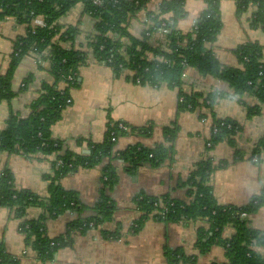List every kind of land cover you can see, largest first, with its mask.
Listing matches in <instances>:
<instances>
[{
    "label": "crops",
    "instance_id": "crops-1",
    "mask_svg": "<svg viewBox=\"0 0 264 264\" xmlns=\"http://www.w3.org/2000/svg\"><path fill=\"white\" fill-rule=\"evenodd\" d=\"M160 2L151 0L149 7L155 9ZM205 8V0H185L186 15L177 21L176 28L183 33L190 32ZM220 12L223 26L211 46L221 64L237 67L236 49L246 42L263 44L264 31L251 27L252 10L248 9L240 15L235 0H221ZM145 17L142 11L131 19L129 31L133 36L141 35L146 26ZM58 23L78 30L74 42L79 47L88 41L95 19L85 11V5L80 1L72 4L58 18ZM27 30L28 24L15 17L0 21V75L9 69L15 42ZM162 40V36L156 34L151 42L164 49L166 44H162ZM48 65L43 61L39 66L33 52L23 55L11 79L15 96L0 102V129L8 126L12 112L26 117L30 111L28 105L38 97L42 84L54 81ZM29 75L33 76V81L22 90L23 81ZM187 76L183 84L186 92L206 94L215 89L225 92L217 99L214 111L217 118H230L239 124L233 142L221 140L207 149L214 121L209 108L203 106L201 112L204 115L199 111H179L178 89L167 84H141L133 79L130 71L117 74L110 66L97 62L90 55L88 64L80 68L77 85L70 89V104L52 126V137L63 140L68 149L85 154L90 152V144L103 142L111 122L123 121L137 128L152 127L148 135L131 133L119 136L114 149L118 152L134 144L149 148L160 143L169 146L164 129L177 123L179 131L173 153L158 165L143 163L136 170H130L126 162L116 159L114 165L118 181L113 187L102 180V168L107 159L95 167H78L62 177L60 183L76 194L83 206L84 216L92 215L104 196L115 202L116 210L113 218L98 228L86 233L75 231L70 243L59 247L54 256L46 261H42L37 252L26 245L25 234L20 229L21 219L14 217L8 207L0 206V239L9 254L19 257V264H171L170 254L176 250L192 260L186 263L180 260L173 264H225L228 261L226 250L221 245H213L204 254L198 250V229L207 226L201 219L167 222L149 216L143 220L141 228L135 230L143 214L136 205L137 197L142 194L150 197L168 194L176 199H187L190 173L206 154L216 165L228 161V164L218 167L211 177L218 204L247 205L264 190V146L258 153L255 152L260 140L264 139V106L260 114L248 117L247 106L233 94L227 82L211 74L202 75L194 67L187 70ZM244 100L246 104H253L248 98ZM51 158L40 154L28 157L0 150V174L9 170L14 175L17 188L30 189L46 198L50 194V179L47 176L54 175ZM42 214L43 207L31 206L26 210L24 219H38ZM76 216L77 213L71 210L58 216H48L46 233L51 237L65 234L69 222ZM246 217L250 226L264 231V203ZM234 233L235 228L228 224L222 235L230 238ZM258 250L264 253V248Z\"/></svg>",
    "mask_w": 264,
    "mask_h": 264
},
{
    "label": "trees",
    "instance_id": "trees-1",
    "mask_svg": "<svg viewBox=\"0 0 264 264\" xmlns=\"http://www.w3.org/2000/svg\"><path fill=\"white\" fill-rule=\"evenodd\" d=\"M80 1L84 3L85 11L95 19V24L86 44L76 47L74 41L78 30L72 26L61 25L58 18L72 4ZM150 1L104 0L103 7L99 8L90 0H0V21L15 17L28 24L26 34L15 42L9 69L0 75V102L15 96L11 87L13 72L23 55L29 51L36 54L39 66L43 61L49 64L47 69L54 77L53 82L42 84L38 97L28 105L30 111L26 117L12 112L8 126L0 129V150L28 157L39 154L47 158L52 157L54 175L47 176V179H50V194L46 198L30 189L17 188L14 175L9 170L0 174V206L8 207L14 217L21 219L20 229L25 234V243L37 252L42 261L51 259L59 247L68 245L75 231L86 233L90 229L98 228L111 220L116 210L115 202L104 196L95 206L94 213L84 216L83 206L76 194L60 183L62 177L78 167H95L107 159L108 162L102 168V180L106 185L113 187L118 181L114 165L116 159L126 162L130 170H136L143 163L158 165L173 153L179 131L177 123L164 129L165 140L169 146L160 143L149 148L134 144L116 152L114 149L117 139L113 140L114 136L118 138L131 133L148 135L152 127L137 128L123 121L111 122L103 142L90 144V152L85 154L76 153L68 149L63 140L53 138L52 126L70 104V89L77 85L80 68L88 64L90 55L97 62L110 66L117 74L130 71L133 79L141 84H167L178 89L179 111H199L201 114L203 106L209 108L214 118L213 124H218V131L212 132L207 149L221 140L233 142L239 124L230 118L216 117L215 103L225 92L215 89L205 94L186 92L183 89V61L188 63V67L196 68L202 75L211 74L227 82L233 94L247 106L248 117L258 115L262 111L264 43L252 41L240 45L236 49L239 60L237 67L221 64L211 46L223 26L221 0H205L206 8L197 19L195 27L188 33L176 28L177 21L186 15L185 0H161L155 9L149 7ZM235 1L239 14L246 12L251 5L257 7L252 13L250 25L264 31V0ZM142 11L151 22L147 31H152L153 35L158 28H168L169 32L162 40V44H166L164 49L162 46L153 48L150 45L153 37L146 35V28L139 37L133 36L129 31L131 19ZM37 15L53 25L49 28L33 25V19ZM68 76H73V80H69ZM32 81V75L25 78L22 90L27 89ZM246 94L258 97L259 103L246 104ZM221 122L223 124H220ZM122 124L128 129H124ZM262 146L264 139L260 140L255 152L258 153ZM58 161L62 163L58 164ZM226 164L228 161L216 165L206 154L190 173L187 181L188 198L185 200L173 198L168 194L158 197L142 194L137 197L136 205L143 214L137 221L135 230L141 228L143 220L149 216L167 222L201 219L207 226H200L198 229L196 246L200 253H207L213 245H221L228 257L225 264H264V253L258 250L260 247L264 248V231L250 226L247 217L241 216L242 212L247 215L254 213L264 203V190L262 194L254 196L247 205L218 204L214 197L211 177L218 167ZM35 205L43 207L44 214L38 219H24L26 210ZM67 210L76 212L77 216L69 222L66 233L57 237L49 236L45 229L46 218L58 216ZM228 224L235 228V233L230 238H224L222 232ZM105 234L107 235V232ZM190 258L176 250L170 254V263L180 260L186 263L192 260ZM19 263V257L9 254L0 239V264Z\"/></svg>",
    "mask_w": 264,
    "mask_h": 264
},
{
    "label": "built area",
    "instance_id": "built-area-1",
    "mask_svg": "<svg viewBox=\"0 0 264 264\" xmlns=\"http://www.w3.org/2000/svg\"><path fill=\"white\" fill-rule=\"evenodd\" d=\"M95 6H97V7H99V8H102L103 7V3H104V0H90ZM117 2V1H116ZM256 6L255 5H251L250 6V8H249V10L251 9L252 10V13L256 10ZM144 22H145V28H146V31H147V29L149 28V25H150V21H149V19L148 18H146L145 17V20H144ZM33 25H35V26H39V27H43V28H49V27H51L52 25H53V23H48V22H46L45 21V19L42 17V16H40V15H37V16H35L34 17V19H33ZM196 25V24H195ZM195 27V26H194ZM193 27V28H194ZM169 32V30H168V28H166V27H161V28H158V29H156V32H155V34L153 35V33H152V31H147L146 32V35L147 36H151V37H155L156 36V34H160L161 36H162V38H164V35L165 34H167ZM164 42V41H163ZM150 45L153 47V48H160L158 45H156V44H154V43H150ZM30 52H32V51H30ZM34 53V52H33ZM35 54V53H34ZM150 56H152V54L150 55ZM182 64H183V66L185 67V71L183 72V74H182V77H183V79L185 80L188 76H187V70L190 68V67H188V63H186V61H183L182 62ZM68 79L69 80H73V76H68ZM220 80V79H219ZM244 98H248V99H250L251 101H252V103L253 104H256V103H259V99H258V97H256L255 95H249V94H246L245 96H244ZM181 99H183L182 97H181ZM68 102H71V98L70 99H68ZM202 110L201 111H203V107L201 108ZM209 110V109H208ZM207 116H205L204 118H206ZM220 124H223V122H221ZM124 129H128V127H126L125 125H121ZM212 131L213 132H217L218 131V124L217 125H214L213 124V128H212ZM117 138L114 136L113 137V140H116ZM208 145H210V143H208ZM62 163V161H58V164H61ZM241 216L242 217H246L247 216V213L246 212H242L241 213Z\"/></svg>",
    "mask_w": 264,
    "mask_h": 264
},
{
    "label": "rangeland",
    "instance_id": "rangeland-1",
    "mask_svg": "<svg viewBox=\"0 0 264 264\" xmlns=\"http://www.w3.org/2000/svg\"><path fill=\"white\" fill-rule=\"evenodd\" d=\"M244 13V12H243ZM240 15H241V13H240Z\"/></svg>",
    "mask_w": 264,
    "mask_h": 264
}]
</instances>
